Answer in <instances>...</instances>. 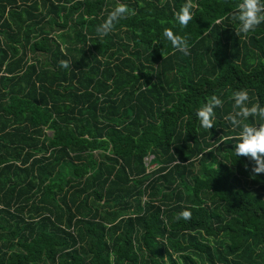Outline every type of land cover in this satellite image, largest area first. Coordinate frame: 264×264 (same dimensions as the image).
Listing matches in <instances>:
<instances>
[{
	"label": "trees",
	"instance_id": "1",
	"mask_svg": "<svg viewBox=\"0 0 264 264\" xmlns=\"http://www.w3.org/2000/svg\"><path fill=\"white\" fill-rule=\"evenodd\" d=\"M186 2L0 0V264H264V174L224 119L234 90L264 106V23L192 0L181 27ZM117 3L135 14L101 36Z\"/></svg>",
	"mask_w": 264,
	"mask_h": 264
},
{
	"label": "clouds",
	"instance_id": "2",
	"mask_svg": "<svg viewBox=\"0 0 264 264\" xmlns=\"http://www.w3.org/2000/svg\"><path fill=\"white\" fill-rule=\"evenodd\" d=\"M192 0H187L178 11L174 12V20L181 26L187 27L190 21L193 20ZM134 15V10L130 13L129 8L124 3L117 5L108 11L106 18L96 28V32L101 36L108 35L114 28L115 23L127 15ZM230 15L238 22L235 28V34L247 35L262 23H264V0H239L235 4ZM163 37L171 42L173 49L182 52L184 55L189 54V44L187 38L175 34L171 29L165 28L162 33ZM158 41L154 42V45ZM62 68H69L70 64L67 60L59 61ZM231 100L234 101L232 111L229 112L224 119L228 121L233 129H240L237 137H234L235 142L232 143V151L237 157H245L252 162L250 177L255 178L260 174H264V106L256 102L249 106V94L246 89L234 90L231 93ZM223 101L216 95L208 98L207 102L196 109L195 117L199 125L210 130L215 127L214 117L215 109L222 108ZM249 117L258 118V123H245ZM222 141L215 145L219 148ZM248 170V165H244ZM192 218L191 211L185 209L176 215V220L181 219L189 221Z\"/></svg>",
	"mask_w": 264,
	"mask_h": 264
},
{
	"label": "rangeland",
	"instance_id": "3",
	"mask_svg": "<svg viewBox=\"0 0 264 264\" xmlns=\"http://www.w3.org/2000/svg\"><path fill=\"white\" fill-rule=\"evenodd\" d=\"M46 132H48V131H46ZM149 159L150 158H146V159H144V162L147 164L148 163V161H149ZM154 167V165H147V170H151L152 168Z\"/></svg>",
	"mask_w": 264,
	"mask_h": 264
}]
</instances>
